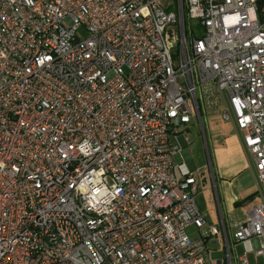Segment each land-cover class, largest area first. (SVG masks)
Instances as JSON below:
<instances>
[{"label": "built area", "instance_id": "obj_1", "mask_svg": "<svg viewBox=\"0 0 264 264\" xmlns=\"http://www.w3.org/2000/svg\"><path fill=\"white\" fill-rule=\"evenodd\" d=\"M176 2L179 18L166 0H0V264L264 258V0ZM208 114L254 163L257 203L234 235L175 163Z\"/></svg>", "mask_w": 264, "mask_h": 264}, {"label": "crops", "instance_id": "obj_2", "mask_svg": "<svg viewBox=\"0 0 264 264\" xmlns=\"http://www.w3.org/2000/svg\"><path fill=\"white\" fill-rule=\"evenodd\" d=\"M214 126L220 128V131L216 135L215 149L212 147L211 186L207 182L206 184L210 194H214L217 200L218 215L214 218L215 221H212L210 216V210L215 206L210 205L205 209L198 207L209 225L220 227L224 224L227 233L233 235L232 230L236 233L235 224L243 222L247 213L257 203L258 186L255 168L252 158L243 148L235 125L228 127L219 120ZM182 154L187 159L186 153ZM198 182L201 187L202 180L199 179ZM222 236L223 234L219 237L224 241Z\"/></svg>", "mask_w": 264, "mask_h": 264}, {"label": "rangeland", "instance_id": "obj_3", "mask_svg": "<svg viewBox=\"0 0 264 264\" xmlns=\"http://www.w3.org/2000/svg\"><path fill=\"white\" fill-rule=\"evenodd\" d=\"M166 3L167 4L171 3L174 6L173 12L179 18L180 11H179V7L177 6L176 0H166ZM192 27L195 35H197L198 33L200 34L203 33V30L199 27L197 20L192 21ZM78 35L82 40H85L88 37V33L84 27L79 29ZM207 118H208L207 122L209 124V129H208V124L205 121L204 132L198 125H194L195 123L191 125L192 128L188 133L191 139V145L183 144L184 146L183 152L186 153L187 159L184 158L182 153H178L175 156V163L176 164L185 163L187 168L191 172L195 173L194 174L195 177L198 180L199 179L202 180L199 193L196 196V201L198 206L202 207L203 209L209 208L210 205L215 206L214 209L210 210L211 220L215 221L214 218H216V216L218 215V210L216 207L217 200L214 194H210L206 182L211 186L212 175H211L210 165L213 156L212 147L215 149L217 143L216 135L220 131V128L215 127L214 125L217 121L221 120V118L213 114H208ZM222 122L224 124H227L228 127L233 125L231 122H225L223 120ZM187 233L192 239H200L201 236L204 235V230L200 231L195 227H191L187 230ZM234 233L235 230H232L233 235ZM216 240H217L216 243L214 242L213 239H210L206 242V247L211 252V259L214 261H225L226 244L224 243L221 237H218ZM235 250L238 258L244 256L245 246L243 244H237ZM247 257L250 264H264V258L263 257L257 258L255 252H250L247 255ZM234 264H236L235 261Z\"/></svg>", "mask_w": 264, "mask_h": 264}, {"label": "water", "instance_id": "obj_4", "mask_svg": "<svg viewBox=\"0 0 264 264\" xmlns=\"http://www.w3.org/2000/svg\"><path fill=\"white\" fill-rule=\"evenodd\" d=\"M207 122V121H206Z\"/></svg>", "mask_w": 264, "mask_h": 264}]
</instances>
